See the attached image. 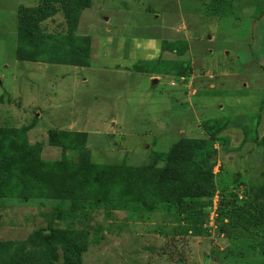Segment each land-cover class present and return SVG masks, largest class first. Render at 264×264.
<instances>
[{
	"label": "rangeland",
	"instance_id": "374dc122",
	"mask_svg": "<svg viewBox=\"0 0 264 264\" xmlns=\"http://www.w3.org/2000/svg\"><path fill=\"white\" fill-rule=\"evenodd\" d=\"M230 3L213 17L203 0H0V264H264L254 85L228 98L242 102L226 114L242 115L214 139L207 190L178 208L149 182L173 143L211 133L196 121L223 104L200 94L220 78L208 61L264 86V0ZM191 73L190 110L184 99L172 116L157 93Z\"/></svg>",
	"mask_w": 264,
	"mask_h": 264
},
{
	"label": "trees",
	"instance_id": "16d2710c",
	"mask_svg": "<svg viewBox=\"0 0 264 264\" xmlns=\"http://www.w3.org/2000/svg\"><path fill=\"white\" fill-rule=\"evenodd\" d=\"M203 1L206 5L205 12L209 16L223 17L231 12V0ZM186 76L188 74L181 75V78ZM32 128V125L25 127L22 129V133L24 134ZM213 138L220 139L219 132ZM214 139L180 138L166 152L163 167L157 169L160 160L154 159L150 166L152 170L156 171V174L149 177V182L154 188L158 200L180 208L183 202L192 195L204 192L211 186V174L216 166L218 154L214 147ZM122 173L127 177L131 174L136 175V171L120 169L118 176L122 177ZM66 191L62 192L60 197ZM41 237L42 239L46 238L45 236Z\"/></svg>",
	"mask_w": 264,
	"mask_h": 264
},
{
	"label": "crops",
	"instance_id": "0c3cea01",
	"mask_svg": "<svg viewBox=\"0 0 264 264\" xmlns=\"http://www.w3.org/2000/svg\"><path fill=\"white\" fill-rule=\"evenodd\" d=\"M208 64L211 66V70L212 72L210 71V73L212 74L213 77L217 78V77H220L218 81L214 80L213 81V84H211V89L208 90V88L205 90V89H202V93L200 94H204V96L206 94H211V96L215 95V94H219L221 95V100L223 101V104L222 106H220V109L217 111L215 110L216 112V115L214 116H211V117H204L202 119H200V121L198 120V118H196L197 120V123L201 126L203 125H206L207 127H209L211 129V133H206L207 137L206 138H209V139H214V135L217 134L218 132H220V130H222L223 128H225V126L227 124H230V122L235 119V118H238L239 116H241L242 114L238 113V114H235V115H231V114H226V110H225V107H227L228 105H237V104H241L242 102V99L241 100H235L234 102L233 101H228V98L231 97V94H234V93H240V92H243L244 90H242V88H244L245 90H250L251 89V86L254 85L255 88H258V90H260L263 94H262V99L264 98V86L262 87V84L259 83L257 84L260 80H262V78L260 76H258L257 74H255L254 71H248L249 73L248 74H245V73H242L244 71H240L241 73H237L236 75H232L231 73H229V71L223 69V71L219 72L216 74L215 71H213V66L214 64H212L211 61H208ZM215 73V74H214ZM214 74V75H213ZM244 74V75H243ZM156 77V78H154ZM191 77V78H189ZM195 76L191 73V75H188L186 77H182V78H179L180 80L183 81V84L182 86L180 87H170L171 89H162L160 90L158 93H157V98H156V101L159 105V107H164V106H167L169 110H172V116L175 114V107H176V104L179 102V104H185L184 102L186 100H190V96H188L186 99L183 98L181 95L185 93V87H189L190 88V84H185V81L188 79V80H191L192 78H194ZM227 78H230L229 81H226ZM150 79L152 81V84H155L158 86L159 81L160 80V76H152L150 77ZM159 79V80H158ZM221 79V80H220ZM172 84H174L173 82H171ZM185 85V86H184ZM156 86V87H157ZM154 87V86H153ZM210 87V85L208 86ZM161 88H163L161 86ZM198 90V94H199V91L200 89H194V92L196 93ZM184 91V92H183ZM163 94V95H161ZM156 96V94H154V97ZM236 96V95H234ZM261 98V97H260ZM185 99V101H183ZM188 105H184L183 108L185 106H187V111L190 110V107H191V102H192V99L189 101H186ZM234 103V104H233ZM199 104L202 105L204 104V101H199ZM260 104H261V100L259 101V106H258V109L260 108ZM165 107V108H167ZM211 107V106H209ZM213 107V106H212ZM161 110V111H160ZM158 112H157V116L158 114H163L164 113V109L162 110V108L160 109ZM256 110V111H257ZM182 113H176V115H179V119H183L185 118V112H183L181 110ZM253 114V113H252ZM259 114V113H258ZM264 115V110L262 111V116ZM244 117H247V116H250V115H244ZM200 118V117H199ZM259 131H264V121L262 120V122L259 123ZM254 129V127L250 124H238V126L234 127V133L235 134H243V137H244V141L246 143H249V142H252V137H253V132L252 130ZM259 135V134H258ZM255 136V134H254ZM181 138H184V137H181ZM193 139H196L195 137H192ZM174 144V143H173ZM172 144V145H173ZM171 145V146H172ZM170 146V147H171ZM169 147V148H170ZM237 147H239V144L237 145ZM168 148V149H169ZM168 149L166 151H168ZM165 151V152H166Z\"/></svg>",
	"mask_w": 264,
	"mask_h": 264
}]
</instances>
